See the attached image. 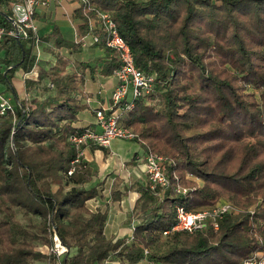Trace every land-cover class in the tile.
<instances>
[{
	"label": "trees",
	"instance_id": "obj_1",
	"mask_svg": "<svg viewBox=\"0 0 264 264\" xmlns=\"http://www.w3.org/2000/svg\"><path fill=\"white\" fill-rule=\"evenodd\" d=\"M78 2L81 37L90 33L88 21L97 11L109 12L135 67L156 75L153 90L120 119L137 134L143 154L165 158L169 186L159 195L147 182L132 184L139 224L129 242L108 237L107 208L89 209L87 202L100 194L89 187L93 175L82 157L72 163L76 150L69 138L91 126L79 127L86 72L112 76L119 62L103 41L97 46L107 56L100 65L72 62L62 51L72 57L83 49L54 26L39 39L53 41L48 53L55 61L37 80H25L30 100H20L14 73L37 63L31 33L19 40L4 35L0 86L15 102L13 112L0 115V264H55L38 252L51 243L50 226L70 249L62 264H241L263 252L264 0ZM5 5L0 0V27L9 30L12 13ZM65 179L74 185L69 190ZM120 183L116 179L111 192L114 201ZM221 199L233 211L218 219V229L164 235L176 224V205L197 212Z\"/></svg>",
	"mask_w": 264,
	"mask_h": 264
},
{
	"label": "built area",
	"instance_id": "obj_2",
	"mask_svg": "<svg viewBox=\"0 0 264 264\" xmlns=\"http://www.w3.org/2000/svg\"><path fill=\"white\" fill-rule=\"evenodd\" d=\"M46 0H14L11 5L13 27L5 30L0 27V41L4 35L17 40L28 38L31 33L32 51L36 58H40V39L34 25V16L38 6L45 5ZM90 33L80 37L78 42L83 50H87L92 45H97L101 41L110 50L111 55L119 62L120 66L113 73L116 85L111 92V105L95 109V122L89 127H85L80 134L72 135L69 141L74 145L76 157L72 163H77L82 157V147L94 145L97 147L109 148L113 140L135 141L137 134L128 126H125L120 116L130 111L135 101L149 94L153 90L155 74H146L137 69L134 65L133 57L127 43L120 37L112 15L106 11H97L93 18L88 21ZM36 65V64H35ZM33 66L30 70L24 71L23 79L37 80L39 67ZM117 107V109H116ZM8 111L13 112V105L8 102V98L0 92V115L4 116ZM165 158L157 153H144L143 166L146 182L153 193L169 186V179L166 175ZM74 171L71 167L66 177ZM187 177L191 178L190 175ZM198 182V179H195ZM177 192L186 194L187 190L177 187ZM161 195V194H159ZM233 211V206L228 201L219 200L212 206L197 212L188 211L182 205L175 206L176 224L170 231H165L164 235L173 231H187L206 229H218V219L223 214ZM51 243L38 248V252L47 258H54L55 264H62V261L70 254V249L62 243L55 228L49 227ZM146 253V252H145ZM119 264L118 261H105L104 264ZM44 264H50L47 260ZM241 264H264V251L248 257Z\"/></svg>",
	"mask_w": 264,
	"mask_h": 264
},
{
	"label": "crops",
	"instance_id": "obj_3",
	"mask_svg": "<svg viewBox=\"0 0 264 264\" xmlns=\"http://www.w3.org/2000/svg\"><path fill=\"white\" fill-rule=\"evenodd\" d=\"M13 1L6 0V5H9L10 10ZM6 5L4 6L5 8L7 7ZM78 6V0H46L45 5L38 6L33 22L37 29L38 37L48 34L54 26H57L65 39L74 42L78 41L81 37L78 31L80 21L74 14V10ZM40 42V49L45 48L46 50V53L41 50L43 53V56L40 55L42 59L45 62L50 59L54 60L50 53H48V49L53 47V41ZM94 46L96 50L93 49L92 51L95 52V58L91 57L90 61H82L90 62L93 65H100L107 56V53L103 48L97 45ZM88 51L89 48L82 52ZM65 52L67 54V51ZM62 53L64 54V52ZM67 57L73 61L72 57ZM53 60L48 64L45 63L46 65H42V63L38 65L40 68H48L54 63L55 60ZM23 73L24 71L22 70H16L14 73L13 84L18 99H24V96L27 95L25 81L22 77ZM21 84H23V87ZM115 85L116 79L113 75L108 77L99 75L90 76L86 72L84 92L88 96L83 99L86 107L79 115V127L94 124L95 109L111 105L110 96ZM81 159L93 175L89 187L96 186L100 194V196L87 202L89 209L95 211L96 209L105 210L107 208L105 222L106 235L108 237H114V239H124L129 242L133 229L139 224V221L133 216V207L139 195L135 190L128 189L134 183L139 185L146 183L143 166V150L140 144L136 141L113 140L109 148L99 149L94 145L83 146ZM116 179L121 181L119 186L122 188L116 187L120 191L121 196L119 200L114 201L112 200L111 192L114 190ZM107 189L109 191L108 195L105 193ZM109 261L115 262L116 260L111 259ZM137 264H147V262L141 261Z\"/></svg>",
	"mask_w": 264,
	"mask_h": 264
},
{
	"label": "rangeland",
	"instance_id": "obj_4",
	"mask_svg": "<svg viewBox=\"0 0 264 264\" xmlns=\"http://www.w3.org/2000/svg\"><path fill=\"white\" fill-rule=\"evenodd\" d=\"M89 48V51L88 52H82L81 54H78V55H75V56H72V58H73V60H77V61H80V60H89L90 61V58L91 57H94V55H95V52L94 51H92L93 49L94 50H96V47L94 46V45H92V46H90V47H88ZM41 50H42V52H44V53H46V50H45V48L44 49H40V55H42L43 56V53L41 52ZM62 52H64V54L65 55H67L66 54V52L63 50ZM84 53H85V55H84ZM33 54H34V52H33ZM68 56V55H67ZM95 58V57H94ZM52 60L53 59H50L49 61H47V62H45V60L44 59H42V57L40 56V58H38L37 59V63H36V65L35 66H37V67H39V71L41 70V68H40V66L38 65V64H40V63H42V65H46V64H48L49 62H52ZM54 61V60H53ZM73 62V61H72ZM46 63V64H45ZM74 64H76V62L74 63ZM22 77H23V75H22ZM24 80V79H23ZM25 81V80H24ZM22 85V87H23V84H21ZM49 87H51V85H49ZM0 91H2V93L8 98V102L10 103V104H14V102H15V98L13 97V95H11L10 93H8V92H6V91H4L3 90V88L2 87H0ZM45 94V93H44ZM24 95V94H23ZM38 95H40V96H42L43 94L42 93H39ZM23 97V96H22ZM24 99H29L30 100V96L27 94V95H25L24 96ZM24 99H20V100H24ZM247 141H249V139H247ZM64 187H65V189L66 190H69V189H71L72 187H73V184L69 181V180H67V179H65L64 180ZM118 188H122L121 186H117ZM108 189L106 190V194L108 195ZM222 201H228L227 199H221ZM217 202H219V201H217ZM216 203V202H215ZM18 218H19V220H20V222H21V224L22 225H26L27 224V220L25 219V218H23L22 217V215L19 213L18 214ZM164 239V238H163ZM162 243H163V240H162V242H160L157 246H156V250L157 251H161L162 249H163V245H162Z\"/></svg>",
	"mask_w": 264,
	"mask_h": 264
},
{
	"label": "water",
	"instance_id": "obj_5",
	"mask_svg": "<svg viewBox=\"0 0 264 264\" xmlns=\"http://www.w3.org/2000/svg\"><path fill=\"white\" fill-rule=\"evenodd\" d=\"M11 22H12V20H11Z\"/></svg>",
	"mask_w": 264,
	"mask_h": 264
}]
</instances>
